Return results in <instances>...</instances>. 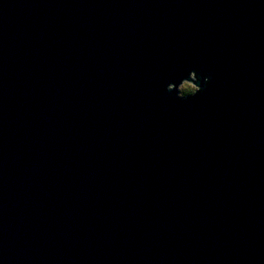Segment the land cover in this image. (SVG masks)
Instances as JSON below:
<instances>
[{"label": "water", "instance_id": "water-1", "mask_svg": "<svg viewBox=\"0 0 264 264\" xmlns=\"http://www.w3.org/2000/svg\"><path fill=\"white\" fill-rule=\"evenodd\" d=\"M0 264H264V0H0Z\"/></svg>", "mask_w": 264, "mask_h": 264}, {"label": "clouds", "instance_id": "clouds-1", "mask_svg": "<svg viewBox=\"0 0 264 264\" xmlns=\"http://www.w3.org/2000/svg\"><path fill=\"white\" fill-rule=\"evenodd\" d=\"M193 70L200 73L199 68H194ZM203 81V87H197L195 83L190 82L188 79H183L182 83H180V92L177 98L185 102L195 99L201 92L204 91V86H210L212 84V79L206 71L203 72Z\"/></svg>", "mask_w": 264, "mask_h": 264}]
</instances>
